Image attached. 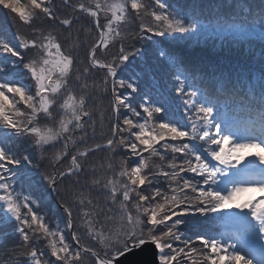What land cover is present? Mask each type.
Returning <instances> with one entry per match:
<instances>
[{"label":"snow or ice","instance_id":"obj_1","mask_svg":"<svg viewBox=\"0 0 264 264\" xmlns=\"http://www.w3.org/2000/svg\"><path fill=\"white\" fill-rule=\"evenodd\" d=\"M154 5L149 11L142 0H29L25 7L21 0H0L23 25L35 26L33 38L0 39V264H80L83 254L95 264H119L148 245L155 264H264V0H231L211 13L195 0L187 8L170 0ZM148 15L152 23L143 22ZM85 16L99 39L79 60L71 29ZM41 18L64 26L73 47L62 50L57 36L36 25ZM131 19L140 20L138 31L122 35L121 24ZM117 38L118 54L102 61L98 51ZM125 39L139 46L126 49ZM215 44L245 46L251 63L225 68L194 53V46ZM29 49L40 55L26 59L21 50ZM130 59L139 64L118 78ZM93 70H106L105 85L112 78L117 121L121 108L126 114L112 125L106 145L88 147V128L95 132L89 101L106 90ZM17 73L30 74L33 85L15 82ZM133 94L141 97L138 106L129 102ZM41 114L48 120L43 127ZM104 148L126 153L116 179H103L111 164H88L90 154ZM31 152L41 160L34 163ZM69 154L70 165L60 169ZM153 157L162 163L153 167ZM43 160L52 171H39ZM25 181L56 195L78 248L66 241L65 229L50 228L34 210L40 198L18 190ZM73 207L98 250L81 244ZM197 214L238 227L207 238L189 233ZM41 239L50 256L36 246Z\"/></svg>","mask_w":264,"mask_h":264},{"label":"trees","instance_id":"obj_2","mask_svg":"<svg viewBox=\"0 0 264 264\" xmlns=\"http://www.w3.org/2000/svg\"><path fill=\"white\" fill-rule=\"evenodd\" d=\"M107 2L116 3L119 2V0H107ZM142 2H144L147 5V10L149 11L155 10L154 0H142ZM170 2L179 3L183 7L187 8L189 5H191L194 2V0H170ZM195 2L199 3L204 8L206 13H211L214 10L215 11L225 10L227 4L230 3L231 0H195ZM254 2L258 3L259 0H254ZM21 3L25 5V7L29 6V0H21ZM56 4L62 5V0H56ZM216 5H221L222 7L217 8ZM110 15L111 13L109 12L108 16L110 17ZM130 15L134 16V14L131 13ZM89 19L90 18L85 16L84 19L79 20L77 23H75L71 29L76 37V41H75L76 49L73 52V55H75L79 60H84L86 54L90 51L91 45H93L99 39V30L95 29V26L93 24L88 23ZM100 22L102 24L107 22L103 13L101 14ZM143 22L152 23L150 15L144 16ZM41 24L43 25V30L45 31V33L51 31L55 36H57L58 42L61 43L62 45V50L66 51L71 47H73L74 42L68 41L65 38L67 33L64 31V26L58 25L56 23H49L47 20L42 18L37 19L36 25H41ZM139 24H140L139 19L126 20L120 26L122 35H126L128 32L133 30L138 31ZM34 28L35 26L28 27L26 25H23L21 22H19L18 17L14 16V14H12L9 10L4 9L2 6H0V39L14 40L16 34L23 35L27 38H33ZM157 39H162V38H157ZM132 43H135L137 47L139 46L138 42L130 41L128 39H125L123 41V46L126 49L130 50V45ZM120 44L121 41L119 40V38H117V40H115L113 43L109 45L108 49H104L102 52L98 51V57L104 62H110L112 58L118 54ZM21 51L26 52V59L34 58L40 55L37 49H29V50H21ZM194 53L207 57L209 62L214 63L218 60L221 66L225 68L245 66L248 64L245 61V58H249L248 56H246L247 54L246 48L243 45L234 46V47L229 45H220V44L201 45L199 47L194 46ZM149 55L150 56L152 55L151 51L149 52ZM138 64H139L138 60L130 59L129 64L126 66L124 71L118 70L117 77L127 78L128 76L131 75L128 69H131L134 66H137ZM105 74H106V70H99V71L93 70L92 73L95 82L99 84L100 89H106V90H98L97 93L94 94V98L90 99L89 101L88 110L92 114V120L89 121V124L95 125V132L93 134L92 128L91 127L88 128V134H89L87 140L88 147H93L95 144H103L107 142L109 138H112L111 128L112 125L117 120L112 110V101H113L112 92H111L112 78H109L107 85H105L103 83ZM0 78H2V76H0ZM13 79L18 84H22L25 86H31L34 83L30 78V74L24 75L22 73H17ZM89 83H92V81H89ZM141 84L143 86V81L141 82ZM32 90L34 91V88ZM8 95L11 96V94ZM129 102L132 103L133 106H138L139 103H141L142 101L139 94H133V98ZM18 107L23 108V105L22 104L18 105ZM125 114H126L125 110L121 108V112H120L121 120L117 121V123L122 122V117ZM54 115L56 117V120L58 121L61 114L59 112H55ZM180 116L181 113L177 111V118H180ZM85 119L87 120V118ZM47 123H48L47 118H45L43 114H41V117L39 119V126L43 127ZM132 139H134V137ZM69 147L71 148V145ZM81 150H82V146H81ZM29 151L31 150L29 149ZM18 154L20 156L24 155L25 148L22 147L21 149H19ZM43 155L45 157H50L52 153L46 152ZM125 155L126 153L123 149H117V151L113 154V152L110 149L104 148L102 150H96L95 152L91 153L88 158V164L95 165L97 167L103 166L105 169L109 164H111L112 169L109 170L107 174L103 175V179L105 181L109 178L116 179L118 178L119 162ZM31 158L33 159V162L36 163L37 161L41 160V154L38 152H31ZM70 162H71V154L65 157L58 167L60 169H66L70 165ZM151 163L153 164V167H155L156 165H159L162 162L159 161L158 157H153ZM9 167L15 169L16 166L9 165ZM39 171L41 173L45 171H52V168L49 166L47 160L42 161V166L39 169ZM160 186L164 187L163 182H161ZM17 188L20 191L30 193L33 197L40 198L39 207H34V210L44 216L45 222L48 223L50 228L55 229L58 224L60 228L65 229L66 241L72 244L73 247L76 248L79 247L72 240L70 231L66 229L67 216L61 209L58 203V198L54 193L51 196H48L47 194H43L42 187L33 186L29 181H25L22 186L17 185ZM63 195H64V199L71 204V196L67 192H65ZM100 202L104 203L105 201L101 199ZM73 219H74V225L80 226L77 229V234L81 237V244L84 246L93 247L94 250H98L96 248L94 241H92L87 235L86 227H84L82 221L78 219V211L75 207H73ZM101 222L103 223V221ZM206 223H209L215 227L219 226L218 219L216 220L207 219V221H205V218L199 217V214H197V217L189 224L188 232L192 233V231L195 230L196 234H201V235L209 234L210 230H207L209 229V227L206 225ZM11 243H13L12 240L5 241V244L10 245ZM36 246L39 249L43 250L48 256H50V249L48 248L47 239H41L37 241ZM204 251H207V249H205ZM83 256H85L84 257L85 259L88 258L89 261L92 262V264H95V259L91 257L89 254H83Z\"/></svg>","mask_w":264,"mask_h":264},{"label":"water","instance_id":"obj_3","mask_svg":"<svg viewBox=\"0 0 264 264\" xmlns=\"http://www.w3.org/2000/svg\"><path fill=\"white\" fill-rule=\"evenodd\" d=\"M155 257L154 246L148 245L121 258L119 264H155Z\"/></svg>","mask_w":264,"mask_h":264},{"label":"rangeland","instance_id":"obj_4","mask_svg":"<svg viewBox=\"0 0 264 264\" xmlns=\"http://www.w3.org/2000/svg\"><path fill=\"white\" fill-rule=\"evenodd\" d=\"M227 225H229V226H227V227L221 229L219 232H216V234H219V233H222V232H230V231H232V230H234V229H236V228L238 227L237 225L232 224V223H227ZM84 257H85V256H83V258H82L80 264H92V262L89 261L88 258L85 259ZM83 259H84V261H83Z\"/></svg>","mask_w":264,"mask_h":264}]
</instances>
